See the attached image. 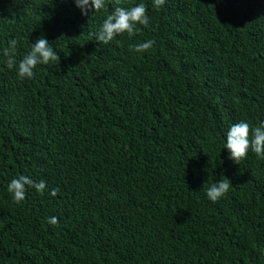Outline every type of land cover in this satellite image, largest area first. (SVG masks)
Here are the masks:
<instances>
[{
    "label": "trees",
    "instance_id": "trees-1",
    "mask_svg": "<svg viewBox=\"0 0 264 264\" xmlns=\"http://www.w3.org/2000/svg\"><path fill=\"white\" fill-rule=\"evenodd\" d=\"M139 3L147 26L96 41L115 6ZM105 4L0 0V264H264V159L224 149L233 124L264 122V0ZM41 36L59 63L21 79ZM20 175L46 188L15 203Z\"/></svg>",
    "mask_w": 264,
    "mask_h": 264
},
{
    "label": "clouds",
    "instance_id": "clouds-1",
    "mask_svg": "<svg viewBox=\"0 0 264 264\" xmlns=\"http://www.w3.org/2000/svg\"><path fill=\"white\" fill-rule=\"evenodd\" d=\"M73 2L81 10L82 15H87L90 11L99 12L106 8L105 0H73ZM164 3L165 0H154V7L159 9ZM148 24L149 17L144 3L131 7L115 6L114 10L103 20L99 31L95 33V39L99 43L107 44L116 36L124 33H127L131 37L138 31L137 25L147 26ZM154 43L155 41L148 40L136 44L132 48L135 52L143 53L152 48ZM16 44L17 41L13 39L4 52V55L7 57L6 65L9 69L16 66L14 58ZM59 60V55L49 45V41L43 36L38 37L32 43L31 50L19 62L18 77L21 79H31L34 76L33 70L37 65H47L50 62L59 63ZM224 149L228 151V158L238 165L247 157L249 151L253 152L257 157L264 159V122H261L255 128H251L244 121L233 124L226 133ZM231 186L232 182L227 177H223V179H219L208 187L206 196L210 201L215 203L228 193ZM28 187L42 193L46 188V183L43 180L35 182L27 176L20 175L10 181L7 190L12 194L13 201L20 203L25 199ZM57 191V189H52L50 194L55 196ZM47 223L58 225V218L55 216L50 217Z\"/></svg>",
    "mask_w": 264,
    "mask_h": 264
}]
</instances>
